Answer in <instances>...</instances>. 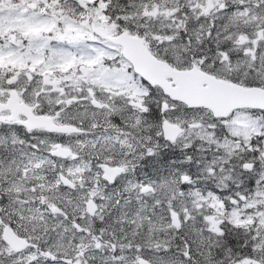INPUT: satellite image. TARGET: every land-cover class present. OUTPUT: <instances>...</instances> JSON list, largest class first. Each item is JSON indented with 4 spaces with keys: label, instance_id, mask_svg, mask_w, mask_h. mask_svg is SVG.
<instances>
[{
    "label": "snow or ice",
    "instance_id": "snow-or-ice-1",
    "mask_svg": "<svg viewBox=\"0 0 264 264\" xmlns=\"http://www.w3.org/2000/svg\"><path fill=\"white\" fill-rule=\"evenodd\" d=\"M0 264H264V0H0Z\"/></svg>",
    "mask_w": 264,
    "mask_h": 264
}]
</instances>
